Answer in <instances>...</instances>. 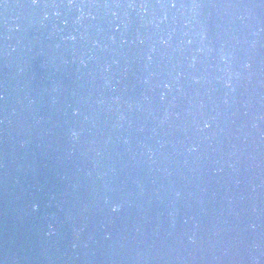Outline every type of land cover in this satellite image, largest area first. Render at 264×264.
Listing matches in <instances>:
<instances>
[{
    "label": "water",
    "instance_id": "water-1",
    "mask_svg": "<svg viewBox=\"0 0 264 264\" xmlns=\"http://www.w3.org/2000/svg\"><path fill=\"white\" fill-rule=\"evenodd\" d=\"M0 264H264V0H0Z\"/></svg>",
    "mask_w": 264,
    "mask_h": 264
}]
</instances>
